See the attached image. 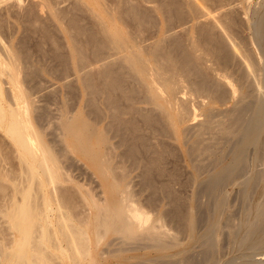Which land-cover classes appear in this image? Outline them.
Masks as SVG:
<instances>
[{
    "label": "bare ground",
    "instance_id": "bare-ground-1",
    "mask_svg": "<svg viewBox=\"0 0 264 264\" xmlns=\"http://www.w3.org/2000/svg\"><path fill=\"white\" fill-rule=\"evenodd\" d=\"M168 1L166 8L158 2L153 7L152 11L164 17L158 24L150 12L140 9L139 0H72V8L82 13L78 18L59 10L57 0H28L26 13L17 11L24 0H0V29L13 19V27L7 24L11 30L6 28L13 32L11 37L24 22L40 24L36 7L47 17L43 25H52L51 31L55 25L62 35L66 48L62 55L75 73L83 72L81 79L93 78L94 73L86 68L103 62L101 87L90 77L84 86L91 103L101 96L102 115L108 118L99 127L95 107L89 119L79 112H64L59 122L67 150L84 157L103 186L102 200L81 193L92 212L80 221L68 198L60 199L57 194L54 199L48 190L51 184L55 187L64 181V176L52 147L30 115L33 103L23 87L24 77L34 74L27 70L31 68L28 53L11 39L0 37V128L25 165V185L16 191L20 198L3 208L12 238L8 245H1L0 264H104L123 253L127 247L122 244L133 242L141 244L138 248L157 252L152 258L165 259V264H264L260 257L264 255V1L252 14L250 28L256 49L250 67L255 73L254 88L247 83L249 76L243 79L244 72L241 77L234 75V80L224 72L229 67V52L227 61L220 58L224 53L215 56L206 38L209 29L203 34L205 30L194 24L204 11L197 12L196 3L192 6L187 1L192 24L186 15L187 20L177 22L180 19L173 16L180 13L172 10L179 0ZM200 1L208 2L202 10L207 7L209 15L230 4L229 0ZM187 22L191 26L184 28ZM179 27L181 32L176 35ZM44 29L39 32L46 39L49 35ZM52 36L56 40L57 35ZM4 83L9 84L8 90ZM161 137L178 142L189 168L183 175L176 171L166 176L167 185L166 180L161 184L166 188L170 183L168 191L164 188L165 202L171 206L167 219L171 226L166 228L163 216L156 214L155 221L150 220L152 214L138 202L129 180L137 168L142 177L152 176L155 170L163 176L169 172L164 165L168 142ZM154 177H144L146 188H152ZM108 234L121 238L123 243L118 246L122 247L100 249L111 246L109 239L105 242ZM122 259L130 262L133 257ZM138 259L132 264L143 263Z\"/></svg>",
    "mask_w": 264,
    "mask_h": 264
},
{
    "label": "rangeland",
    "instance_id": "rangeland-1",
    "mask_svg": "<svg viewBox=\"0 0 264 264\" xmlns=\"http://www.w3.org/2000/svg\"><path fill=\"white\" fill-rule=\"evenodd\" d=\"M57 1H58L57 8L58 9L60 8L59 10L62 9L63 13H64V11L67 10L66 11L67 14H66V12L64 14L67 15L68 17L69 16L71 17L74 15L73 17L76 18V16L79 15L78 13H80L82 15L80 10H76V9L72 8V6H71V4L73 3L72 0L71 1L57 0ZM59 1H60V3H59ZM154 1L155 2H149L148 3L146 1L143 2V0H139V7L141 10H145V12H148V13L150 12L151 19H153L154 21L156 20L155 22H158V24H159V22L164 17L161 16L162 14H159V13H156L155 11H152L153 7L159 3L160 5L163 4L162 7L166 8V6H168L167 4L169 3V1L168 2H167V0H165V1L164 0H154ZM170 1H172V0H170ZM176 1H178V0H176ZM176 1L173 0L171 3L174 4V2H176ZM187 1L189 3L192 1L191 2L192 6L196 5V8L195 7L194 8L197 10V12H198V9L200 10V12L201 11H204V12L207 11V13L201 12L204 15H201V17H199L200 21H199V19H196L194 21L195 22L194 24L197 28H200V27H198L200 25L202 30H205V32L203 31V34L206 33V29H209L208 30L209 32L207 31L208 35L207 34H205V35H207L206 38H207L208 43H209V41L211 42V44L216 42V43H214L215 46L209 44L212 51L214 52L215 56L217 54V57H218V55H222L224 53V56H220V58L222 59V57H224V60H226L227 59L226 56L230 54L228 56L229 58L227 59L230 61L226 60L227 61L226 63L228 64L229 67L226 66L227 67L225 69L226 71H224V70L223 71L227 72L229 77L230 78L232 77L231 79H233V80L237 79L238 76L241 77L242 73L244 72L243 73L244 74L243 79L244 78L246 79V77L249 76L247 78L248 79L247 83L250 82V84L248 83L250 85V88H254L255 84H256L255 83L256 79L254 80L255 73L252 72V69H250V67L252 68L251 61H252V59H255L254 55H256V49L252 43L253 42V40H252L253 39V37H252L253 32H252V29H250V28H252V24L254 22L253 21V15L255 14V11L257 9L259 10L261 8L260 5L263 3L264 0H244V2H243V0H241L242 2H240V0H229L230 4L228 3L229 5H226V7H224V8L222 7L223 10L225 9L224 11L222 10V8L218 9V11L220 10L221 12L220 11L218 12L217 9L213 10L215 13L218 12L216 14L212 13L213 15L212 14L209 15V13H211V11L209 12L207 10L208 2H207V5H205L206 2L204 3L203 1H200V0L199 1L198 0H179L178 4H177L178 6L176 5L177 2L175 3V6L177 7L178 10L176 9V7H174V5H173V7L175 8L174 9L175 11L172 10V13H175V12L180 13V15L178 14V16L176 14H175V16H173V18L176 20L178 18L180 19V20H177V22H179L181 20H183V21L187 20V18H189V21H190L191 15H190V17H188L189 16L188 12L190 10L189 8H191V7H189V6H191L190 5L191 3L190 4L188 3L185 5V3ZM230 1H233V2H230ZM24 2L25 3H23L22 7L20 9L18 8L17 11L19 10V12H20V10L22 9L21 12L26 13V10H27L26 7L28 8V5H27L28 0H24ZM29 2H30V0H29ZM210 3H212V1L211 2L209 1V5H210ZM193 4H195V5H193ZM179 5L181 6V8H179L180 7ZM0 6H2V5H0ZM205 6H207L206 10H202ZM171 8H172V6H171ZM35 9H36V7L34 8V13H36V15L39 14L37 16L40 17V24H38L39 23V21H38L37 26L36 25L31 26L32 24H30L28 22H24L22 24V26L19 27V29H17L16 23H15L14 28H16L17 31L14 33L13 37H11L10 34H13V32L10 31L11 30L10 26H12L10 24L14 25V22H13V19H10V24L6 23L5 25L2 26V30L0 29L1 30L0 31V37L2 36L1 39L4 38L3 40L6 39V40H8V42H9V39H11L10 41L12 42V44L17 46L18 48L20 47V49H23V51L25 50L24 53L25 54L28 53L27 54L28 60H29L28 64L30 63V65H31V66H28L31 68H27V70L28 71H30V70L34 71V74H32L31 76H25L24 80H23V87H25L27 92H29V94H30L29 97L31 98V101L33 103V106L31 107V114L30 115H31V118H32L34 124H36V127L38 126L39 128L38 127L37 128L39 130H41V132L44 134V136H43L44 140H46L47 143L49 144V146L52 147L55 155L57 156V158H56L58 160L57 164H59L58 166H59V168L62 171V174L64 176V181L55 183L56 188L54 187V185L51 184L49 186L48 190L51 193V195L53 194L52 196L54 197V199H55V196H57V194H58L60 199H64V198L67 199L68 198L69 205L73 208L75 216L76 217L78 216L77 217L78 219H79V217H80V219H82L81 217L87 218L86 216H89L91 214L92 210L89 209L87 204H85V200H84L81 193L82 192L89 193V194L93 195V197L97 198L98 200H100V199L102 200L104 198L103 197L104 196L103 191H102L103 186L101 185V181H100L99 177L96 175V173L93 171V169L89 166L86 159L76 152H71V151L67 150L68 144L62 140V137L60 135V126L61 125L59 124V122H60L61 116H62V114H64V112L67 113V115H73V114L75 115L76 113L79 112V114H81L82 117L89 119L88 116L92 115L91 109L92 108L94 109L95 107H96L97 112H98V117H99L98 119H100L99 120L100 121L99 127H104L106 122L108 121L107 120L108 118L104 119L103 115H102L104 112V108H103L104 106L102 103L101 96H98L95 104L91 103L92 102L91 101V98H92L91 94L87 92V90L84 86V82H86V80L88 81V79L91 75H88L89 77L87 76L88 77V78L86 77L87 79H81L83 76V74H82L83 72H81L79 75L74 72L72 63L67 62V60L63 57L66 48H65V45L63 43L64 41L62 40L63 38L61 37L62 35L55 28L56 27L55 25H53V27H54L53 31H51V29H50L51 28L50 26H52V25L48 26L49 29H48V27H46V25H43V24H45V22H46L45 19L47 18L46 15L43 14L45 12L38 11V9H36V10ZM154 13H155V15H154ZM190 13L191 12H189V14ZM218 14H219V16H218ZM152 15H153V17H152ZM184 15H186L187 18H185ZM205 15H207V16L205 18H203L202 16H205ZM248 15L250 18L248 17ZM179 16H182V18ZM44 17H46V18L44 19ZM78 17H80V16H77V18ZM24 18L26 19V17H24ZM176 20H175V22H176ZM36 22L34 24H36ZM190 23L192 24V20L190 21ZM202 23L204 24L205 27L203 26ZM7 24H9L10 26ZM52 24H54V23H52ZM191 24H189V22L184 23L183 27L185 28L186 25L190 27ZM41 25L43 28L40 27ZM38 26L41 28V30H40V28L38 29ZM181 27H179V29L177 28L176 35H177V33L181 32V30H180ZM6 28H8V29L10 28V30H8V29L6 30ZM186 28H188V27H186ZM201 28H200V30H201ZM43 29L45 30V34L47 32L49 35V37L46 36L47 40L45 39V37H40L41 36L40 34L43 31ZM155 29H157V28L154 27L153 30H155ZM39 30L41 32H39ZM3 31L5 32L4 34H3ZM12 31H14V30L12 29ZM1 33H2V35H1ZM43 33H44V31H43ZM53 34L57 35V36H55L57 38L54 41H53L54 37L52 36ZM146 34H147V32H146ZM210 34H211V37L209 36ZM8 36H9V38H8ZM209 38H210V40H208ZM44 39H45V41L43 42ZM59 45H60V47H57ZM61 45H62V48H61ZM222 45H224L223 48H226V49L221 48ZM217 46H220V47H217ZM0 47H1V43H0ZM214 47L216 49H214ZM222 50H224V51H222ZM62 51H64L63 55H62ZM86 52L88 54V49L86 50ZM227 52H229V54ZM225 53H226V55H225ZM244 54H246V55H244ZM230 56H231V58H230ZM250 56H252V57H250ZM253 56H254V58H253ZM234 61H236L237 63ZM248 63H249V65H248ZM227 64L224 63V65H227ZM102 66H103V62H100L96 65H93L91 67L86 68V70H89V72L91 74L94 73L93 78L90 77L91 78L90 80L93 82L95 80V82H94L95 85H97L99 87H101V84H102V80H101L102 77L99 74L100 73L99 70H101ZM40 67H44L45 69L40 70ZM232 67H234V68H232ZM35 68H38V69H35ZM228 68H229V70H228ZM35 70H36V72H35ZM38 70H40V71H38ZM92 70L94 72H92ZM228 71H230V72H228ZM232 71H233V74H232ZM229 73H231V74H229ZM238 73L240 75H238ZM245 73H246V75H245ZM248 73L249 74L251 73V74L249 75ZM230 75H232V76H230ZM234 75L237 77L235 78ZM250 76H251V78H250ZM7 84L8 83H4V87L6 89L9 87V84L8 85ZM251 84H253L252 85L253 87H251ZM28 87H30V88H28ZM30 91H31V93H30ZM161 138H163V141H165V143L168 142V144H167L168 147H167V151H166L167 153H166V157H165L166 160H164L165 161L164 165L166 164L165 166H167L165 168V171L166 170L169 171L168 173L166 172L168 175L166 173H165L166 175L164 174V176H163V174L160 175L156 170L154 171V173H152V176L148 175V177H154L155 176L153 178V180L155 179L154 183H153V181H151V183L154 184L155 186L152 185L151 189H149L150 187L146 188L147 185L146 186L144 185L146 183L144 181V177H145V180H147L148 177H147V175H144V177H142L143 175H142V173H140L141 168H137V169L131 171L129 174V178H130L129 180H130V186L132 188V191L136 194V196L138 198V202L142 203V205L145 206L144 209L150 211L149 214L150 215L152 214L151 216L156 215V214L161 215V217L163 216L162 217L163 219L161 218L162 219L161 222L163 225L165 224L164 226L166 228V225L171 224V223L169 224V221H170L169 220V218H170L169 213H170L171 206L165 202L167 200V199H165V198H167L166 194L164 196V193H166V191L169 190L170 183H168L169 187L166 186L167 189L165 188V185H167L168 179L170 178V176H172V174L174 172H176V171H177V173L181 172L183 175V174L187 173V171H189V168L187 167V164L184 161V159H182L183 155L181 153V149L178 145V142L175 140H170L169 138L167 139V137H165V140H164V137H161ZM160 139H159V141H162ZM113 140L116 141V138H114ZM65 144H66V147H65ZM24 168H25V165H23L22 162L20 161L18 151L16 150L12 141L4 134L3 130L0 128V213H1L0 214V253L2 250L1 245H3V244L8 245L10 243L9 239L12 238V233H11L10 229L8 228V224H6L7 222H6L5 217L3 215V208H4V206L5 207L9 206L10 205L9 202H11L13 199H19L20 198L19 192H16V191L20 190V188H22V186L25 185L24 184L25 181L23 182V180H25L24 179L25 174L23 173ZM169 168H170V170H169ZM171 171H173V172H171ZM183 171H185V172L183 173ZM179 175H180V173H179ZM166 176L169 177V178L167 177V180H166ZM149 180H150V178H149ZM165 180H166V182H165ZM162 183L165 184L164 187H162V185H163ZM141 186L143 188H141ZM172 187H173V185H172ZM174 187L177 189L178 186H174ZM54 188H55V191H54ZM164 188L166 189V191L164 190ZM35 189H36V187H35ZM56 189H57V191H56ZM152 189H154L155 191ZM162 190H163V192H162ZM39 195H40L39 192L37 194H35V198L37 200L39 198ZM167 195H168V193H167ZM57 197H56V199H57ZM54 206H55V203H54ZM63 212H65V208H63ZM168 216H169V218H168ZM155 217L153 216V219H151L152 217H150V220H154ZM84 220L82 219L80 221H84ZM164 226H163V228H164ZM167 228H169V226H167ZM111 236H112V234H108L106 239H105V242L108 239H109L108 243H109V241H110V243L112 242L111 246L109 245L110 247L107 246L108 248H106V246H105L106 244L104 243L105 245H101L100 249L102 246H103L102 249H105V250H107L109 248L114 249L115 247L118 248L120 246V245L118 246V244L123 243L121 241L122 240L121 238H119L115 235H113L112 237ZM110 237H111V239H110ZM117 238H119V239H117ZM137 242H140V241H137ZM133 243L122 244V246L124 245L123 247H125V248L127 247L126 248L127 250L125 249L123 251V253H121L122 256L119 254L118 256H115L117 258L110 257V259L108 258L107 262H105L104 264H118V263L119 264H132L133 262H131V261L132 260L136 261L138 258H140L141 260L140 259H138V260L143 261L144 264H165L166 263L165 259L164 260L162 259V261H161L159 258H158L159 260L158 259L156 260L155 257L152 258V256H155V255L157 256V252H155L154 250L152 251V249H148V248H138L136 246L138 245L140 247L141 244L139 243L140 244L139 245L137 243L135 244V242H133ZM132 245H134V246L132 247ZM122 246H120V247H122ZM131 247L134 248V250ZM120 256L122 258L123 257L125 258L126 256L131 257V258L133 257V259H130L131 260L130 262L128 260V262H129L128 263L127 260L125 261V259L120 258ZM136 256H138V257H136ZM146 256L148 259H150V261L146 258ZM134 257H136V258L134 259ZM260 257L264 258V255L260 256ZM117 259L119 261H117ZM142 259H145V261L146 260H148V261L145 262ZM153 260H156V261L153 262ZM143 263H140V264H143Z\"/></svg>",
    "mask_w": 264,
    "mask_h": 264
}]
</instances>
